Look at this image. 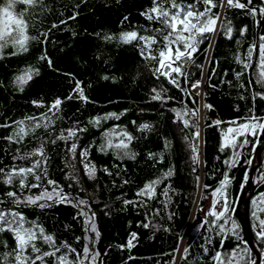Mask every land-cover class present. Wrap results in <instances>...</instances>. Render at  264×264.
I'll return each instance as SVG.
<instances>
[{
  "label": "trees",
  "instance_id": "16d2710c",
  "mask_svg": "<svg viewBox=\"0 0 264 264\" xmlns=\"http://www.w3.org/2000/svg\"><path fill=\"white\" fill-rule=\"evenodd\" d=\"M3 2L4 0H0V4ZM43 2L50 11L41 12L36 9L25 17L30 25L29 33L39 35L40 31L50 29L53 23H57L58 27L51 28L45 43L30 42L28 52L15 56L6 55L0 59V167L7 170L13 164L27 165L29 161L13 160L15 150H31L38 145L40 139L48 136L41 128L35 134L37 139L27 137L19 145L9 143L4 137L9 135L11 127L4 125H11L12 121L25 115L38 116L46 111L54 98L60 97L62 104L59 118L50 129L53 137L61 130L73 126L84 129L74 140L78 149H88V159L95 164L97 171L95 177L89 179L80 164L79 151L67 154L72 141L58 140L53 144L50 142L53 137H48L49 142L45 143L48 175L73 201L87 200L91 212L95 213L99 236L89 235L95 240V251L99 253L97 264H211L210 256L214 250L220 248L221 251H230L239 241L231 235L217 236L202 223V210L211 191L223 178L225 170L230 176L227 195L229 201H234L230 204L234 209L231 216L240 226L238 234L241 240L246 241L243 228L244 189L249 172L256 162V155L264 144V134L258 136L254 149L251 144L240 149L242 156L231 168L226 169L223 163L230 155V150L226 149L221 153L218 146L220 129L226 128L229 121L250 114V109L256 115H264V99H253L255 92L264 90L256 83L255 68L259 59L258 36L264 33V16L258 13L254 23L247 9L228 10L226 18L232 21L234 28L232 39H226L222 35L215 36L211 43L205 39L200 44L199 51L194 53V63L187 69L188 83H184L181 78L180 88H176L162 76L159 79L153 77L150 64L142 59L135 43L119 44L116 40L109 42L102 39L105 34L118 36L121 31L133 28L145 34V29L159 27L155 23L150 25L140 15L141 11L151 5V0ZM75 5L78 7H74ZM259 6L261 0H252L251 7ZM23 7L17 4L14 12L18 13ZM217 10L224 11H213ZM73 12L78 15L74 20L68 19ZM60 20H65L66 23L59 24ZM242 26H247V31L240 37L238 29ZM147 34L152 33L149 31ZM237 39L240 40L239 45L236 44ZM253 42L256 43L253 63L242 75L240 83L244 87H238L234 72L241 71V66L235 62L234 55L239 51L243 56L248 45ZM9 51L10 46L5 49V52ZM41 53H46L51 59V68L46 61L37 59ZM27 65L38 68L39 74L29 81L22 92L16 91L11 83L12 78ZM198 65H203V69ZM103 76L108 79H102ZM76 80L81 82L85 95L89 98L87 103L75 98L72 90ZM195 80L201 81L200 95H196V90L191 88V82ZM222 80L225 82L222 83ZM226 81H232V86ZM161 86L168 89L167 94L174 98L166 105L149 99L150 90ZM185 88L189 90V94H185ZM69 95L73 98L66 99ZM33 100L42 101L43 105L35 106ZM204 103L211 105V108H203ZM184 105L189 109H199L195 116L190 117V124L199 126V158L202 161L199 166L192 164L189 141L184 139L188 136L191 141V133L195 128H185L179 121L174 123V114L170 111L172 107L180 108ZM211 109L215 111L214 119L209 117ZM107 112H123V115L119 119L102 120L96 128L89 124L91 117L102 116ZM214 120L222 123L217 126L213 123ZM141 123L150 124L151 130L138 131ZM113 127L127 130L135 137L130 144L131 150L136 153L135 159L121 160L115 158L111 151H97L102 133ZM165 138L171 143L167 151H164ZM150 152H163V160L149 159ZM246 160H250V163H246ZM169 167L173 169V175L162 180L158 187V193L166 184L175 190L169 192L171 201L168 207L164 208V197L159 194L144 206L143 198L135 195L137 189L144 182L161 176ZM194 167L195 172L192 171ZM104 168H108L111 175ZM72 175L77 180H72ZM197 176L200 178L199 182L196 180ZM123 180L128 183H122ZM252 183L254 190L248 202L250 234L254 247L260 253L259 264H264V241L256 239L251 216L252 197L264 192V156L252 175ZM204 185L209 187L205 188ZM7 190L9 189L0 182V199L4 198L3 194ZM125 199L133 203L125 205ZM153 209H158L159 215ZM22 210L29 220H36L46 233L54 236L57 246L66 242L82 253L86 243L83 239L85 230L83 217L77 215V207L60 203L45 209L28 207ZM170 215L171 219L168 218ZM145 223H149L150 227H143ZM151 225L159 227L153 228ZM165 226L168 231L164 230ZM132 233H136L134 238ZM77 237L80 239L77 240ZM209 237L211 243H208ZM130 239L131 248L127 246ZM88 243L91 244V241ZM177 245L180 249L188 248L184 259H180L181 251H173ZM38 246L47 250V246L42 243H38ZM13 247L11 234L0 233V256L5 251L11 252ZM247 248L249 249L248 245ZM249 254L251 260L255 261V255L250 249ZM75 255L70 253L69 258L74 259ZM173 256L176 261L172 260Z\"/></svg>",
  "mask_w": 264,
  "mask_h": 264
},
{
  "label": "snow or ice",
  "instance_id": "6c2138e0",
  "mask_svg": "<svg viewBox=\"0 0 264 264\" xmlns=\"http://www.w3.org/2000/svg\"><path fill=\"white\" fill-rule=\"evenodd\" d=\"M84 0H81L83 3ZM17 4L24 7L17 13L14 12ZM252 0H151V5L141 11L143 16L151 25L158 24L159 27L145 29V34L133 28L127 31H121L118 36L105 34L102 39L104 41L116 40L119 44H132L139 50V54L146 64H150V70L153 77L159 79L161 76L168 84L180 88L181 78L184 83H188V67L194 63V53L199 51L200 44L205 40L211 41L217 35H222L224 38L231 40L233 37L234 28L231 20H227L226 12L231 9H247L254 23L257 14L264 16V0H261V6L251 7ZM200 5H203L201 8ZM74 7H78L75 5ZM39 9L41 12L50 11L44 4L43 0H4L0 4V59L7 56H15L29 51L30 42L45 43L48 38L51 28H57L58 24L53 23L51 28L46 31H40L39 35H31L29 33V22L25 18L30 11ZM214 9H223L224 11H213ZM78 15L73 12L68 19L74 20ZM125 20L127 17L124 18ZM65 20H60L59 24H65ZM151 31L152 34H147ZM240 37L245 35L247 26H242L238 29ZM74 35V33H73ZM259 59L255 64L257 69L256 83L264 89V33L258 36ZM236 44H240V40H236ZM11 47V51L5 52V49ZM256 48V43H250L247 51L241 56L237 51L234 55V60L241 66V71L234 72V77L238 87H244L240 83L243 73L247 72L253 63V51ZM38 60L46 61L48 66L52 67V61L46 53H41L37 57ZM203 69V65H198ZM214 71V69H213ZM39 74V69L32 65H27L22 68L19 73L14 74L12 85L16 91L22 92L24 87ZM71 75V74H68ZM102 79H108L103 76ZM113 79H115L113 77ZM225 82L222 80V83ZM229 86H232V81H226ZM191 88L196 90V95H200L201 81L195 80L191 82ZM75 98L83 103H87L89 98L85 95L84 89L79 80L75 81L73 88ZM185 94H189L187 88L184 89ZM168 89L161 86L160 88L153 87L150 90L149 99L151 101L160 102L166 105L170 100L174 99L169 96ZM255 97L264 99V90L257 91ZM73 98L72 95L66 99ZM244 99L243 96L240 97ZM33 105L42 106V101L33 100ZM181 103H183L181 101ZM62 100L60 97L54 98L47 106L46 111L36 115H25L21 119L12 121L9 135L4 137L9 143L22 144L27 137L37 139L36 132L38 129H44L48 133L47 137L40 139L38 145L31 150L21 151L20 148L15 150L13 160L29 161L27 165L13 164L7 167H0V182H2L9 190L3 194V199H0V233L8 232L11 234L14 241V247L11 252L5 251L0 256V264H97L99 253L95 251V240L89 235L94 234L99 236L97 225L95 223V213L91 212L88 202L85 199H77L73 201L69 198L58 183L51 179L47 169V154L45 152V143L49 142L48 137H53V131L50 130L59 118L58 113L61 111ZM203 108H211V105L204 103ZM124 111H127L126 109ZM170 111L174 114L173 122L179 121L185 128L193 127L195 131L191 133V141L188 136H185V141H189L190 160L193 165L199 166L202 161L199 158V126L190 124V117L195 116L199 109H189L186 105L177 108L172 107ZM51 113V115H49ZM250 114L243 117H237L228 122L226 128L220 129V143L218 151L224 153L226 149L230 150L223 163L226 169L235 166L238 159L242 156L240 149L247 148L250 144L255 148L258 142V136L264 134V115H256L253 110H249ZM123 115V112H107L102 116H93L89 120L92 127H99L102 120L116 118ZM135 123V122H133ZM214 124L219 126L222 122L214 120ZM152 126L148 123H141L138 126V131H150ZM84 129L79 127H70L63 129L58 135L51 139V143L56 141H72L67 148V154L71 155L79 151L80 164L84 169V174L93 179L96 174V166L88 159V149H78L74 138L77 134L83 132ZM66 133V134H65ZM249 137L252 139L250 140ZM135 137L124 129L113 127L106 129L101 136V143L97 147L99 152L111 151L117 159H135L134 153L130 144ZM192 141H195L193 143ZM171 147V143L165 138L164 151ZM149 159L162 161L164 153H148ZM250 163V160H246ZM107 174L111 175L108 168L103 169ZM193 172L196 171L194 167ZM119 175V173H117ZM173 175V169L169 167L166 171L143 183L137 189L135 195L143 198L144 206H147L148 201L153 200L159 194L164 197L163 206L166 209L171 201L170 185H165L162 191L158 193V187L162 180H166ZM72 180H77L75 175L71 176ZM199 176L196 177L199 182ZM122 183H128L123 180ZM230 183V176L225 170L223 178L219 180L218 186L210 193V204L204 212L202 223L207 225V230L215 232L217 236L231 235L239 243H237L230 251H221L220 248L214 250L210 256L211 264H255L251 260L247 242L241 240L238 232L240 226L237 221L232 218L231 213L234 211L230 207L234 201H229L227 195V185ZM203 187L208 188V185ZM36 189V192L32 190ZM253 209L251 216L254 221L252 230L255 233L257 240L264 241V192H260L256 197L251 199ZM66 203L72 204L79 209L77 215L83 217V225L85 235L83 239L86 243L83 245L82 253L77 252L75 248L66 242H61L60 246L56 245L54 236L46 233L43 226L36 220H29L22 209L35 207L45 209L55 204ZM125 205L133 203L127 199L123 200ZM135 206V205H134ZM156 215H159L158 209H153ZM171 219V215L168 217ZM222 221V222H221ZM143 227H150L149 223H145ZM156 228L158 225H151ZM165 231L169 229L165 226ZM134 238L136 233H132ZM77 240L80 237L76 238ZM91 241V244L88 243ZM38 243L47 246V250H42ZM208 243H211V238H208ZM223 246V240L220 242ZM127 246L132 247V240L128 241ZM5 247L7 245L5 244ZM120 247H124L120 245ZM67 249V251H62ZM173 251H181L180 259H184L188 253V248H179L177 245ZM207 252V249H205ZM75 253V258L70 259L69 254ZM176 261V257H172Z\"/></svg>",
  "mask_w": 264,
  "mask_h": 264
},
{
  "label": "water",
  "instance_id": "95a60500",
  "mask_svg": "<svg viewBox=\"0 0 264 264\" xmlns=\"http://www.w3.org/2000/svg\"><path fill=\"white\" fill-rule=\"evenodd\" d=\"M209 117L211 119H214L216 117L215 115V111L214 110H210L209 111ZM264 151V144L262 145V147L260 148L259 152L256 155V163L252 166L247 181H246V185H245V189H244V234H245V239L247 242V245L249 247V249L253 252V254L255 255V264H259L260 263V253L256 250V248L254 247L252 238H251V234H250V227H249V218H248V202H249V198L251 197L253 190H254V186L252 183V175L255 172L257 166L261 163L262 160V153Z\"/></svg>",
  "mask_w": 264,
  "mask_h": 264
},
{
  "label": "rangeland",
  "instance_id": "374dc122",
  "mask_svg": "<svg viewBox=\"0 0 264 264\" xmlns=\"http://www.w3.org/2000/svg\"><path fill=\"white\" fill-rule=\"evenodd\" d=\"M263 156H264V154H263ZM262 159H263V157H262ZM256 160V159H255ZM262 161V160H261ZM209 204H210V196H209V198L207 199V201H206V205L204 206V208H203V214H204V212H205V210L208 208V206H209Z\"/></svg>",
  "mask_w": 264,
  "mask_h": 264
},
{
  "label": "bare ground",
  "instance_id": "6f19581e",
  "mask_svg": "<svg viewBox=\"0 0 264 264\" xmlns=\"http://www.w3.org/2000/svg\"><path fill=\"white\" fill-rule=\"evenodd\" d=\"M258 152H259V151H258ZM263 154H264V151H263V153H262V156H263ZM255 163H256V162H255ZM255 163H254V164H255Z\"/></svg>",
  "mask_w": 264,
  "mask_h": 264
}]
</instances>
